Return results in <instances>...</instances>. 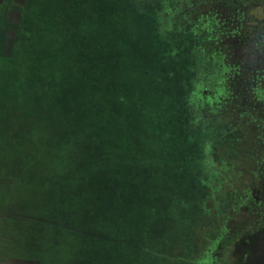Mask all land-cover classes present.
<instances>
[{
  "label": "rangeland",
  "instance_id": "obj_1",
  "mask_svg": "<svg viewBox=\"0 0 264 264\" xmlns=\"http://www.w3.org/2000/svg\"><path fill=\"white\" fill-rule=\"evenodd\" d=\"M111 1L0 0L1 48L36 54L20 38L24 20L34 37L49 43L57 24L72 31L94 19L100 50L84 69L97 76L89 87L92 103L122 106L113 120L120 128L115 134L120 137L137 121L139 134L147 139H138L136 147L153 149L173 141L197 152L190 136L200 140L205 132L183 128L185 95L196 128L220 127L210 148L211 168L172 158L163 163L159 158L103 159L105 177L88 178L90 208L81 207L88 219L78 221L69 213L71 200L51 197L55 209L49 210L43 200L36 201L40 195L30 184L38 180H20L28 197L21 204L14 193L17 184L3 173L2 183L8 186L0 192H14L6 196L9 210L3 205L0 211V232L6 234H0V262L7 264L12 257V264H228L242 257L240 264H264V34H259L264 24L246 39L262 19V9L256 0H138L147 2L163 24L142 33L130 14L106 12L107 7L126 9L129 1ZM96 6L102 7V19ZM103 17L115 22V35L105 29ZM56 42L52 66L72 68L77 51L67 54ZM164 50L166 69L159 59ZM88 114L102 121L96 111ZM121 142L112 150L134 147ZM172 164L181 166L174 170ZM35 205L52 211V217H39L44 213ZM251 241L247 255L243 251Z\"/></svg>",
  "mask_w": 264,
  "mask_h": 264
},
{
  "label": "trees",
  "instance_id": "obj_2",
  "mask_svg": "<svg viewBox=\"0 0 264 264\" xmlns=\"http://www.w3.org/2000/svg\"><path fill=\"white\" fill-rule=\"evenodd\" d=\"M64 1L58 0L60 3ZM92 1L97 2L95 5H99L101 1L112 3L111 0ZM128 1L129 5L126 9L107 7L106 12L117 13L119 17H121V11L130 14L134 21L133 24H137L136 27L142 33L150 31L152 25L155 30H158L160 26L163 28L158 15L147 2L141 4L138 0ZM232 1L237 0H230L231 3ZM253 3L256 6L257 0ZM96 7L94 12H97L98 19H102V7ZM250 9L251 6L248 10ZM103 18L105 29H111V35H115L117 33L115 22L109 17ZM93 21L89 22L87 27L73 28L72 31H67L64 25L57 24L56 33L54 31L51 33L52 41L47 43L42 37H34L32 27L24 20L23 30L29 28L30 30L27 35H24L22 30L20 38L22 36L23 43L30 48L37 49L39 52L37 51L36 54H33L36 50L32 54L17 50L11 53L6 52L1 48L4 40H0V107L3 112L0 118L1 177L6 176L3 173H7V176L13 179V184H17L16 192H13L17 194L15 196L21 198V204H24L28 197L23 193L20 180L29 182L38 180L40 183H36L37 185L30 184L31 188H37V194L40 195L36 201L43 200L46 210H49L55 209L52 206L51 197L55 196L61 203L71 200L69 213L71 212L70 215L76 221L79 217L88 219L81 207L90 208V203H88V198L91 196L89 179L105 177L100 171L103 159L115 156L116 160L129 162L133 159L159 158L163 163L172 158L194 164L199 163L210 169L212 161L209 159V153L211 144L214 143L213 138H210L212 134L209 136L212 124L203 125L201 128L194 126V118L191 117L186 107L185 95L184 104L181 107L186 111L182 123L183 128L188 132L191 130L203 134L205 132L200 140L190 136L191 141L198 148L197 152L184 151L173 141L169 146L164 141L163 144L153 149L152 147L147 149L136 147L135 144H139L138 139H147V135L139 134L137 121L135 127H126L120 137L115 134L120 132V128L113 120L115 114L121 111L122 106L117 103L105 105L92 103L91 98L94 97V91L89 87L96 83L97 76L94 72L84 69L85 63L100 50L96 37L98 23L94 19ZM128 22L131 23L129 20ZM119 28L123 33L128 32L126 28L121 26ZM257 31L258 28L255 25L251 26L252 33L255 34ZM175 34L172 33L173 36ZM4 35V33L1 34L0 39ZM20 38H16V41ZM54 38L57 41L56 45L62 46L61 51L67 54L71 50L77 51L72 68H65L64 64L57 67L52 66L53 51H55V48L52 49ZM166 43L164 39L162 41L164 48ZM165 53V50L159 53L160 61L164 59ZM191 53L195 57L193 49ZM161 63L166 69L164 60ZM191 63L195 66L194 58ZM36 66L39 68L36 69ZM93 111H96L101 116V120L105 122L99 121L96 115L89 116L88 113ZM106 111H109L107 115H105ZM75 112L78 115L74 114ZM117 140L122 141L121 145L127 143L134 147H121V150L113 151L112 147ZM180 166L172 164L171 167L179 170ZM126 177L130 178L131 175L127 173ZM211 179L204 181H211ZM4 192V195L9 198L11 194L13 195L10 190ZM34 210L44 213L39 216L44 217L49 214L47 216L52 217L50 213L52 211L40 209L37 205ZM58 211L66 212L61 208ZM253 242H248L247 249L243 253L248 255L247 250ZM261 260L264 261V258ZM242 261V257L239 260L234 258L228 264H240ZM250 264H256V261Z\"/></svg>",
  "mask_w": 264,
  "mask_h": 264
},
{
  "label": "crops",
  "instance_id": "obj_3",
  "mask_svg": "<svg viewBox=\"0 0 264 264\" xmlns=\"http://www.w3.org/2000/svg\"><path fill=\"white\" fill-rule=\"evenodd\" d=\"M170 1H172V0H170ZM175 1V0H174ZM180 1H183L182 3H184V2H186L185 0H180ZM212 124V123H211ZM212 127H210L211 128V131H210V135L209 136H211V134H212V136H211V138H213V139H215L216 140V133H217V131L218 130H220V127H219V125H218V128L216 127L217 126V124H215V123H213L212 125H211ZM213 132V133H212ZM216 141H218V140H216ZM209 157L210 158H213V156H212V152H210L209 153ZM214 159V158H213ZM215 162V161H214ZM2 172V168H0V173ZM1 178H3V177H1V174H0V188H2L3 186V188H5L6 186H7V184L6 185H3V183H2V179ZM1 191V190H0ZM6 196L5 195H3V193H1L0 192V206H2V207H0V211H3V205H4V209L6 208L7 210H9V206H8V201H6ZM5 215H8L7 213H4ZM2 215V214H1ZM39 216V215H38ZM39 217H41L42 218V216H39ZM0 234L1 235H6L5 233H1L0 232ZM0 264H2V262H0ZM8 264V263H7Z\"/></svg>",
  "mask_w": 264,
  "mask_h": 264
},
{
  "label": "flooded vegetation",
  "instance_id": "obj_4",
  "mask_svg": "<svg viewBox=\"0 0 264 264\" xmlns=\"http://www.w3.org/2000/svg\"><path fill=\"white\" fill-rule=\"evenodd\" d=\"M255 5V4H254ZM253 5V6H254ZM256 7L258 8H261L262 9V13H263V16H262V19H260V20H258V23H256V27L258 28V27H260V26H262L263 24H264V0H257V4H256ZM251 8H252V5H251ZM251 10V9H250ZM264 28V27H263ZM258 32V31H257ZM263 32V33H262ZM254 35V33H252L251 32V30H248V32L246 33V39L247 40H249L250 39V36L251 35ZM259 34H264V30L263 31H261ZM263 154V153H262ZM9 251H10V248H9ZM12 259H14V258H12V257H8V264H12ZM9 260H12V261H9Z\"/></svg>",
  "mask_w": 264,
  "mask_h": 264
}]
</instances>
